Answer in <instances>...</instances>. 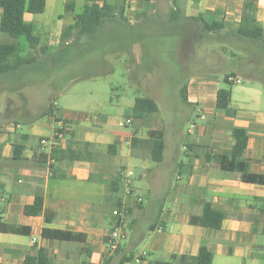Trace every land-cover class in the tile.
I'll return each instance as SVG.
<instances>
[{
    "label": "crops",
    "instance_id": "0c3cea01",
    "mask_svg": "<svg viewBox=\"0 0 264 264\" xmlns=\"http://www.w3.org/2000/svg\"><path fill=\"white\" fill-rule=\"evenodd\" d=\"M244 3L245 0H180L181 5H178L185 17L201 18L207 22L221 21L224 24L221 33L231 35L242 18ZM253 6V16L264 32V0H254ZM124 13L125 10H122L123 17L126 15ZM67 15H72V22L64 27L73 23L74 14ZM32 16L25 13L24 22L33 25ZM239 43L243 45L232 47L230 52L233 69L222 78L230 90V103L226 110L215 107L219 79L213 74L196 76L185 84L189 105L181 103L179 90L182 85L178 88L179 105L184 109V117L180 121L169 123L154 117L160 115V107L156 103L158 112L147 116L145 121H149L148 125L141 124L144 127L137 126L133 132L121 134L116 141H112L102 128L96 130L84 125L88 120L84 113L72 115L55 110L51 122L32 126L24 123L28 133H19L21 138L17 144L24 145L21 162H26L29 167H10L7 170L8 176L14 177L13 181L23 182V187L11 183L7 197L0 199L4 202H0L3 205L0 219L10 225L27 227L30 234L0 233V264H20L25 256H36L39 250L46 252L48 264H119L123 255H131L132 264H152L167 262L161 259L171 260L172 256L196 257L200 248L212 255V264H264V79L257 78V75L247 70L251 66L250 62L255 64L254 58V61H250L251 57L243 58L244 53L251 52V45ZM183 50L179 53V60L177 56L175 60L179 69L182 63H193L196 59L191 49ZM201 61L219 65L224 58L216 55ZM243 66L247 67L245 72L242 71ZM226 76L241 80V83H227ZM243 80L248 85H243ZM130 114L131 110L126 120H130V124L132 121L138 124V121L130 118ZM59 118L64 120L60 121ZM98 122H95L97 126L101 123ZM184 122L188 127H182ZM16 127L22 128L19 124ZM233 129H243L248 136L246 148L239 158L232 157L235 143ZM46 130L49 131L48 135L44 134ZM59 130L63 132L59 133ZM65 134H70V137L67 138ZM41 137H55L59 142L56 148L59 149L68 146L81 149L82 143H88L89 159L55 163L49 158L51 148L46 150L47 147L42 146L41 141L35 142V138L42 140ZM133 137L139 140L163 139V160L157 163L162 168L151 170V160L146 162L137 156L130 157L131 151L142 145L132 146ZM10 147L0 139V149H8L9 155L4 158L12 156ZM180 147L182 157H179ZM142 148L149 154L143 145ZM106 150L114 156L120 167L127 168L124 177L118 173L107 184L105 175L100 174L97 179L94 177L99 162L96 157H104ZM40 154L47 156L45 165L38 164ZM132 158L143 166L136 176L137 170H130L126 165ZM49 165L55 166L53 171ZM166 167L170 170V180L167 181L168 191L162 195V204L167 205L165 214L162 212L163 206L161 209L158 206L156 215L150 220L148 213L151 207H144L142 198L132 196L131 191L129 194L128 190L124 192L123 186L125 184L124 187L130 188L132 185L139 191L148 184L152 190L159 192L166 184L162 176ZM129 173L132 176L128 177ZM145 173L149 174V183L143 179ZM244 175L258 178L260 182L244 181ZM116 179L117 191L111 193L108 186ZM37 193L43 197V213L37 217L25 216L23 207L32 204ZM205 202L223 214L220 229L190 225V218L202 215ZM117 203L121 204L120 209L127 212L125 227L129 225L125 239L127 244L121 242L118 253L109 252L106 247L113 225L112 211L116 209ZM46 215L51 218L50 222L46 223ZM144 218L149 221L145 227L150 239L147 247L144 237L136 233ZM156 221L155 229L149 231ZM44 230L68 232L81 235L82 238L78 241L51 239L44 237ZM140 244L144 247L137 253L134 249ZM151 255H156L157 259L151 261Z\"/></svg>",
    "mask_w": 264,
    "mask_h": 264
},
{
    "label": "rangeland",
    "instance_id": "374dc122",
    "mask_svg": "<svg viewBox=\"0 0 264 264\" xmlns=\"http://www.w3.org/2000/svg\"><path fill=\"white\" fill-rule=\"evenodd\" d=\"M66 1L46 0L44 13L32 16L31 22L36 28L35 34L40 42L35 50L29 49L24 37L17 39L21 49L20 56L33 57L38 63L24 67L12 77L0 79V131L3 134L0 139L7 146H11V149L14 144L20 142V134L28 133V127L24 126V123H30L32 126L51 122L52 118L49 117L36 120L48 107L63 114L84 113L88 116L84 125H89L96 130L102 128L109 134L112 141H116L121 134L133 132L135 127H144L139 121L138 124L132 121L131 124L120 127V124H124L128 119L136 98L148 97L154 100L160 107V115L153 116L172 123L184 117V109L180 107L178 101V88L194 77L216 74L219 79L218 90L228 89L222 78L226 72L233 69L230 52L233 50L232 47L243 44L227 32L204 34L190 22L171 20L170 12L174 8L171 0H149L148 2L146 0H106L109 5L116 6V14H119L120 7L123 6L124 14H126L123 17L125 22L104 24L92 40L82 38L76 41L73 34L61 44L59 37L63 27L72 22V15L64 13ZM74 3L75 15L82 11L85 0H74ZM178 4L181 5L180 0ZM62 16L63 18H60ZM11 42L13 40L8 35L0 32V43ZM60 48L65 49L66 53L63 55L59 53ZM44 49L46 52H43ZM183 49H191L196 59L193 63H182L179 69L175 60L176 56L179 60V53L184 52ZM249 50L251 52L244 53L243 58L251 57L250 61L255 59V64L250 62L251 66L248 69L243 66L242 71L245 72L247 69L263 80L264 53L259 46L255 45H251ZM56 53L59 60L52 63L48 55ZM216 55L224 58L223 63L218 65L215 62L201 61L212 59ZM243 81V85H248L246 80ZM59 120L64 119L59 118ZM52 122L56 123V121ZM95 122L101 123L97 126ZM143 122L148 125L149 121ZM17 124L22 128H17ZM182 127L186 128L188 124L184 122ZM44 134L48 135L49 131L46 130ZM66 136L68 138L70 134ZM41 139L49 142L46 150H49V146L58 147L59 142L55 137H41ZM34 140L40 142L39 139ZM108 140L106 138V142ZM123 147L125 148L126 144ZM180 152L179 157H182L181 147ZM6 155H9L8 149H0V199L7 197L11 183H14L16 187H23V182L20 184L18 181H13L14 177H9L7 170L10 167H29L26 166L28 165L26 162L12 161L11 155L4 158ZM134 156L150 162L149 154L142 145L139 149L131 151L130 157ZM96 158L99 162L94 171L95 179L100 174L105 175L107 184L118 173H121L122 177L125 176L127 168L120 167L114 156L107 150L104 157L99 155ZM150 164L151 170L162 168L160 164L154 162ZM126 165L130 170H137L135 176L143 169V166L138 165V161L133 158ZM162 176L166 184L159 192L152 190L148 184L145 189L139 191L132 188V185L130 188L124 187L125 184L123 186L124 192L129 190L133 193L132 196L141 197L144 207H151V212L148 213L150 220L156 215L158 206L160 209L161 206L164 207L162 212L165 214L167 205L162 204L164 199L162 195L169 189L167 188V181L170 180L169 167L165 168ZM143 177L146 182H150L148 173H145ZM137 180L140 181L139 178ZM0 202L4 203L1 200ZM1 203L0 208L3 207ZM147 224L149 221L144 218L136 230L137 236L144 237L146 247L150 240L146 234L148 230L145 231ZM127 229L129 230V225L125 227V237L121 240L125 244H127L125 241ZM143 247L140 244L134 251L138 253ZM149 259L154 261L157 256L151 255ZM161 260L169 261L170 259Z\"/></svg>",
    "mask_w": 264,
    "mask_h": 264
},
{
    "label": "trees",
    "instance_id": "16d2710c",
    "mask_svg": "<svg viewBox=\"0 0 264 264\" xmlns=\"http://www.w3.org/2000/svg\"><path fill=\"white\" fill-rule=\"evenodd\" d=\"M149 0H146L148 2ZM254 0H245L242 18L236 30L232 32L235 38L241 42H245L251 45L259 46L264 53V32L261 26L256 22L253 16ZM46 7V0H0V32L8 35L13 42L0 43V79L12 77L16 73H19L21 69L27 66L35 65L38 61L33 58H23L20 56V46L17 43V39L24 37L29 49L35 50L39 45V38L35 35V27L32 24L24 22L23 16L25 13L31 15H39L44 13ZM173 10L170 12V19L177 22L178 20L190 22L200 29L204 34H219L224 24L221 21L207 22L201 18L185 17L182 14V10L177 4L176 0H173ZM75 3L74 0H68L64 6V13L74 14ZM123 6L120 7L119 14H116V6L109 5L106 0H85V4L80 13L73 15V23L65 26L60 34L59 42L63 44L68 38L75 34V40L78 41L82 38L92 40L98 31L106 23H122L126 20L122 15ZM60 44V45H61ZM67 45V43H66ZM46 52V49L43 50ZM62 55L66 53L65 49L60 48L58 50ZM49 61L52 63L57 62L59 59L56 54L48 55ZM232 75V74H230ZM227 77L225 81L227 82ZM180 101L184 105H189L187 101V87L182 85L179 90ZM230 103V90L220 89L216 93L215 107L218 110H226ZM158 112L157 104L154 100L148 97L136 98L131 108L130 118L144 124L148 115ZM54 110L52 107H48L44 113L38 118L53 117ZM129 118V119H130ZM63 132L59 130V133ZM2 132L0 131V135ZM232 136L235 143L232 148V157L239 158L242 156L248 136L243 129H233ZM41 141V140H40ZM41 144V143H40ZM132 146L142 144L145 149L149 151L150 160L154 163H161L163 160L164 141L160 138L139 140L133 137L131 140ZM90 144H83V148L74 149L71 146L65 149H59L51 147L49 158L55 163L61 162H81L89 159L88 147ZM113 147V146H112ZM25 147L23 144H14L12 146V160L22 161L23 152ZM46 155L40 154L38 164L45 165L47 163ZM54 165H49L51 171L54 169ZM244 173V172H243ZM244 181L248 182H260V179L250 177L248 175L243 176ZM118 187L117 179L111 181L108 188L111 193H116ZM116 209L120 210L121 204L117 203ZM43 213V197L37 193L34 196V201L30 205L23 207V214L28 217H37ZM127 215V212H126ZM46 223L51 221L49 215L45 216ZM116 221V217H113V222ZM223 221V214L215 211L211 208L210 204L205 202L203 205V212L200 217H192L189 220L190 225L199 226L209 229H220ZM157 221L150 227L149 231L155 229ZM0 233H10L17 235H29L30 229L27 227H19L15 225L7 224L0 219ZM44 237L64 240V241H78L82 238L81 235H73L68 232L60 231H43ZM119 252V247L115 251ZM132 260V256H121L119 264H125ZM178 262L180 264H212V255L205 249L200 248L196 257L188 256H172L170 261L167 262H154L152 264H173ZM20 264H48L47 254L44 250H39L36 256H25Z\"/></svg>",
    "mask_w": 264,
    "mask_h": 264
},
{
    "label": "built area",
    "instance_id": "2783aa9c",
    "mask_svg": "<svg viewBox=\"0 0 264 264\" xmlns=\"http://www.w3.org/2000/svg\"><path fill=\"white\" fill-rule=\"evenodd\" d=\"M227 83H235V84H239L241 83V80H238L232 76H228L227 77ZM130 124V120H126L124 124H121L120 127H125L126 125ZM189 132V131H188ZM41 145L42 146H47L49 144L48 140L46 139H42L41 140ZM52 146H49V149L51 148ZM132 176L131 173H129V176L130 177ZM127 183H129V180L127 181ZM127 193L129 194L130 191L128 190ZM141 200L139 199L138 202H140ZM112 216L113 217H116V221L113 222V225H112V229L110 231V234H109V239H108V242L106 244V247H107V250L109 252H114L117 250V248L120 246V242L122 239H124L125 237V220H126V211L120 209V210H117V209H114L112 211ZM125 264H131L130 262H127Z\"/></svg>",
    "mask_w": 264,
    "mask_h": 264
}]
</instances>
